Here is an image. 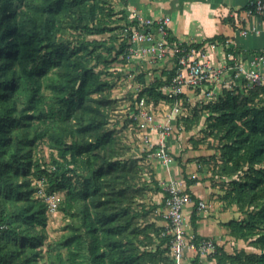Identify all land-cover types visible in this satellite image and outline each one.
Wrapping results in <instances>:
<instances>
[{
	"label": "trees",
	"instance_id": "obj_1",
	"mask_svg": "<svg viewBox=\"0 0 264 264\" xmlns=\"http://www.w3.org/2000/svg\"><path fill=\"white\" fill-rule=\"evenodd\" d=\"M136 26L103 0H0V264H174L164 227L138 222L147 214L137 202L147 190L137 185L138 159L122 158L126 148L107 129L114 103L103 72L91 66L120 56L127 62ZM104 34L108 39H89ZM176 69L174 59L173 69L161 72L165 80L143 87L137 98L173 103L159 89L171 83ZM136 79L144 86V74ZM209 108L210 132L223 142L222 175L243 172L230 202L241 211L253 208L246 222L224 226L235 240L253 238L260 250L229 255L215 247L213 256L217 264H264V87L249 94L239 86L224 89ZM182 129L177 123L175 131ZM43 140L55 152L50 165L33 159ZM39 182L45 194H63L57 211L66 222L44 252L48 210L37 193ZM154 192H162L157 184ZM197 218L193 211L192 228ZM152 236L159 240L155 247Z\"/></svg>",
	"mask_w": 264,
	"mask_h": 264
},
{
	"label": "crops",
	"instance_id": "obj_2",
	"mask_svg": "<svg viewBox=\"0 0 264 264\" xmlns=\"http://www.w3.org/2000/svg\"><path fill=\"white\" fill-rule=\"evenodd\" d=\"M252 1L254 0H124L123 3L120 2L118 11L123 10L130 20L135 18L144 20L151 29L155 28L154 24L158 25L167 18L165 28L169 31V38L173 40L171 43L188 46L189 50L194 48L196 60L218 67L229 63L231 58H236L238 64L250 70L252 55L264 50V20L258 16H246L244 12L246 6ZM217 36L222 37L224 42H207ZM197 45L199 48L194 47ZM129 61L131 62L129 66L133 65L135 70L137 69V76L140 73L144 74L146 84L148 75L151 73L154 74L155 80H165L166 77L161 76V72L170 71L174 67L173 58L153 60L141 53H137ZM231 82L242 87L240 80H233L227 72L215 86L216 95H220L224 89H227L225 86ZM138 85L142 86V84ZM195 97L204 98V90L201 92L197 90L195 93L186 91L185 98L188 101ZM165 112L167 111H162L161 118ZM178 117L176 116V121L172 120L173 129H176ZM190 132L182 131L178 137L173 134V131L165 137H161L157 132H149L153 146L156 147L162 142L172 160L167 164L157 157L148 161L152 163L155 179L160 182L161 190L163 185L174 184L193 197L192 202L184 208L186 232L193 241L210 240L215 247L230 255L233 253L232 246L235 245V240L224 226V223L229 220V213L222 211L219 204H211L209 209L206 205V209H198L196 200L206 203L207 193L199 186L198 181L187 185L186 178H199L195 172V163H188V160L195 159L201 154L197 149L186 148L188 144L184 134ZM137 137L140 146L141 135L137 133ZM148 156L151 157L152 154ZM155 196L157 199L155 203L163 205L165 196L163 190ZM158 209H162L163 213L164 205L163 208L160 206ZM193 211L198 217L195 228H192L190 220ZM159 225L164 227L163 218ZM194 261L196 264H217V259L209 253L201 255L187 251L184 263L192 264Z\"/></svg>",
	"mask_w": 264,
	"mask_h": 264
},
{
	"label": "rangeland",
	"instance_id": "obj_3",
	"mask_svg": "<svg viewBox=\"0 0 264 264\" xmlns=\"http://www.w3.org/2000/svg\"><path fill=\"white\" fill-rule=\"evenodd\" d=\"M103 1L106 3L107 7L113 8L116 11L119 10L120 2H124V0ZM109 36L110 34H104L100 36H91L89 39L95 38L105 40L108 39ZM125 36V31L122 33L120 32L118 39L116 40V45H119ZM73 38L74 37H71L70 39ZM103 54L107 53L103 51ZM130 63L131 62L129 60H127V62H123L122 56H120L115 60H111L107 65L96 64L93 62L91 66H93L94 72H103L101 78L107 82V91L114 103V108L109 111L110 121L107 125V129L115 131L117 136L120 138L121 144L126 148V151H122L124 152L122 158L129 160H132V158L138 159L140 173L137 185L140 187L144 185L147 189L144 192L143 198L137 201L138 204L144 205V210L147 211V214L144 219L141 218L138 222L141 227L153 226L154 228H161L162 226L159 225V222L163 218V213L162 209L159 210L158 208L160 206L163 208V205L155 203L157 200L155 195L158 192H154L156 184L160 188V182L155 179L152 163L148 161V159L154 158L155 155L149 157V154H147L150 152L147 149L148 147L146 148L143 143L140 146L138 145L139 139L137 137V133L139 135V132L135 129L134 124L131 122L128 110V106L135 96L138 95L143 87L149 86L152 82H154L155 77L154 74L151 73L148 75L146 80L147 84L144 82V86H139L138 84L140 83H138L136 79L137 69L135 70L133 65L129 66ZM233 86L236 85L233 84ZM242 90L244 94H249L251 88L242 84ZM198 92H201V90L198 89ZM218 96L219 94H215L213 99H208L207 97L197 99L195 97L192 98L191 101L181 98L179 106L183 108V111L178 117L177 122L184 129L186 128V125H191V130L185 131L182 129L177 132L175 131L176 129H173V134L178 137L179 133L182 131H191L189 134H184V136L187 137L188 147L186 148L197 149L201 153L199 157L189 159L188 163H195V172L199 176L197 181L199 182V186L207 193V202H204L206 208L209 209L211 204H219L222 211L229 213V220L227 222L232 220L246 222L248 220L249 213L253 211V208L246 207L243 211H241L238 205L230 202V196L234 194L233 183L242 179L243 172H239L231 176L222 175L223 159L221 156V147L223 142L218 138H215L214 133H211V129L209 128V117L211 116L209 107L217 100ZM144 149L147 150L145 151ZM54 156L55 152L49 149L44 140L36 144L33 151V159H37L41 164L50 165L51 159ZM188 180L193 179L186 178V181ZM32 181L36 182L34 179ZM39 184L44 191L45 185L42 182H39ZM165 187L166 185H163L162 190L164 192ZM61 197L63 198L62 193ZM137 210L141 211V208L138 207ZM46 216L45 239L43 245L41 246V250L43 252L47 250L49 244H53L61 237L64 233V227L66 224L63 214L60 211L55 213L47 212ZM226 223H224V225ZM252 241L253 238L236 239L234 241L235 245L232 246V255L241 251L245 253L259 254L260 250L252 246ZM158 242L159 240L156 237H153L152 246L155 247Z\"/></svg>",
	"mask_w": 264,
	"mask_h": 264
},
{
	"label": "built area",
	"instance_id": "obj_4",
	"mask_svg": "<svg viewBox=\"0 0 264 264\" xmlns=\"http://www.w3.org/2000/svg\"><path fill=\"white\" fill-rule=\"evenodd\" d=\"M246 16H258L264 20V1L254 0L250 2L245 10ZM138 26L131 28L128 39V60L137 53L144 54L153 60H163L167 58L176 59V75L171 83L159 89L162 94L173 103L160 101L157 104L147 103L144 98H135L128 106L129 118L132 120L136 130L141 135L144 146L148 147L149 155H155L164 163H170L172 158L168 150L160 142L153 146L149 132H157L161 137L169 135L173 131L172 120L176 121V116H180L183 108L179 106L181 95H186V91L196 92L198 89L204 90V95L212 99L216 84L227 72L233 80H240L241 84L250 88L264 87V50H260L250 58L251 69L246 70L237 63L236 58H231L229 63L222 66H212L202 63L194 57L196 50L186 49L181 44L168 42L165 31V18L157 27L151 29L148 23L140 18L133 19ZM146 44V45H144ZM233 83H228L225 88L231 89ZM162 111H167L161 118ZM160 117V119H159ZM163 200V220L165 222L162 235L170 238V251L174 264H185V254L187 251L198 254L215 253V244L210 240H202L195 244L192 237L186 232L184 208L192 202L190 194L178 189L174 184L166 185ZM38 196L47 203V212H57L61 193L45 194L42 188L38 190ZM198 209L205 208V203L200 201Z\"/></svg>",
	"mask_w": 264,
	"mask_h": 264
}]
</instances>
